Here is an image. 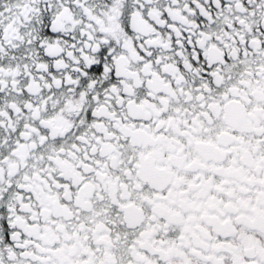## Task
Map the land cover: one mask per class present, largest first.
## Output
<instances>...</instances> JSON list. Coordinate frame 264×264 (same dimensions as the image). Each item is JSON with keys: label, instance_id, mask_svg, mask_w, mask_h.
<instances>
[{"label": "snow or ice", "instance_id": "1", "mask_svg": "<svg viewBox=\"0 0 264 264\" xmlns=\"http://www.w3.org/2000/svg\"><path fill=\"white\" fill-rule=\"evenodd\" d=\"M0 264H264V0H0Z\"/></svg>", "mask_w": 264, "mask_h": 264}]
</instances>
